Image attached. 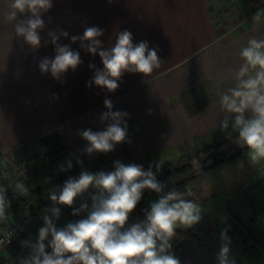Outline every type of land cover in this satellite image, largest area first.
<instances>
[{
  "label": "crops",
  "instance_id": "0c3cea01",
  "mask_svg": "<svg viewBox=\"0 0 264 264\" xmlns=\"http://www.w3.org/2000/svg\"><path fill=\"white\" fill-rule=\"evenodd\" d=\"M10 2L0 0V171L7 173L0 182L5 187L17 178L45 180L53 166L58 169L68 158L72 159V169L93 173L113 167L119 160L142 165L145 171L152 165L153 173L161 174L167 162L221 151L233 143L219 129L224 115L220 95L235 85L240 48L250 38L264 39V22H253L255 13L248 0H52V8L42 15L45 28L40 32L41 47L35 50L16 36L14 21L4 20ZM92 26L103 30L99 39L104 49L113 47L117 34L124 30L132 33L133 44L147 41L150 49L157 48L161 67L148 77L125 73L114 92L94 84L89 88L87 82L95 72L89 64L102 69V61L98 54L84 51L79 41L72 43L71 37L82 36ZM49 31L57 35L67 31L68 37L60 36L58 43L70 45L83 61L74 72L69 69L64 74L63 83L53 79L50 72L41 74L38 67L41 58L55 55L54 46L47 42ZM105 99L112 101L113 111L129 113L126 123L131 142L118 144L110 153L89 157L83 153L87 142L78 132L103 130L106 124L100 123V116L108 110ZM40 145L45 147L51 165L36 158ZM77 157L82 165L76 163ZM156 164L160 165L158 171ZM214 169H226L228 173L218 189L216 186L205 195L199 184ZM262 179L264 160L253 162L245 151L175 189H190L192 195L187 198L202 208L201 221L192 228L179 229L172 240L171 252L181 264H218L221 232L225 229L231 240L229 255L235 264H264ZM62 186L41 193L32 202ZM219 192L223 199L212 201ZM158 199L155 192L144 195L126 227L142 221L141 208H150ZM81 202L73 207L78 208ZM206 204L217 206L205 215ZM27 206L0 222V231L20 220ZM57 206L61 208L57 227L87 215L73 216V208ZM41 227L43 220L39 217L13 246L2 248L0 264H19L27 257L29 249L21 242H35Z\"/></svg>",
  "mask_w": 264,
  "mask_h": 264
},
{
  "label": "clouds",
  "instance_id": "9594fccd",
  "mask_svg": "<svg viewBox=\"0 0 264 264\" xmlns=\"http://www.w3.org/2000/svg\"><path fill=\"white\" fill-rule=\"evenodd\" d=\"M52 6V0H11L4 20L14 21L16 36L35 50L41 47L40 32L45 28L42 15ZM19 15L25 18L18 19ZM251 19L257 25L264 22V9L258 10ZM103 34L102 29L92 26L87 27L82 36L71 37L72 43L79 41L84 51L93 56L98 54L102 61V69L89 64L90 69H95L87 82L89 88L94 84L114 92L125 73L148 77L161 67L157 48L150 49L147 41L133 44L130 31L119 32L115 45L108 49L103 48L99 39ZM68 35L67 31H60L59 35L49 31L47 42L54 46L55 55L41 58L38 64L41 74L50 72L52 78L61 83L69 69L74 72L83 62L78 51L58 43L60 36L67 38ZM239 58L235 85L220 95L219 106L224 115L219 129L226 139L246 148L251 161L258 162L264 160V39L250 38L240 48ZM104 107L108 110L100 116V123L106 124L103 130L89 128L78 132L87 142L83 153L89 157L95 153H110L118 144L131 142L126 123L129 113L113 111L110 99L104 100ZM76 163L82 165L83 161L77 157ZM192 163L199 166L195 159ZM155 166L158 171L160 165ZM113 167L114 171L108 172L82 170L58 191L50 192L52 206L43 210V227L39 229L38 239L21 242L22 247L29 249V254L21 258L19 264H181L171 252L172 240L178 229L192 228L202 219L200 204L187 198L191 197V190L166 192L167 185L157 180L152 165L145 171L142 165L117 160ZM72 168L71 158L58 166L59 172ZM6 178L7 173L0 171V181ZM15 189L20 196L29 195V188L22 181L16 182ZM89 189L94 192L89 193ZM145 190L159 194V199L144 210L142 221L126 227ZM86 193H89L90 203L82 200L78 208L73 207ZM6 195L7 188L0 182V221L6 219L11 203ZM57 205L73 208V216L87 215L57 227L56 222L61 217V208ZM4 243L0 240V245ZM230 243L227 229L222 230L218 264H235L229 255Z\"/></svg>",
  "mask_w": 264,
  "mask_h": 264
},
{
  "label": "trees",
  "instance_id": "16d2710c",
  "mask_svg": "<svg viewBox=\"0 0 264 264\" xmlns=\"http://www.w3.org/2000/svg\"><path fill=\"white\" fill-rule=\"evenodd\" d=\"M234 148V149H233ZM231 149V151H230ZM247 151L246 148L238 146L236 143H231L227 149L218 151L213 154L211 161L207 164H202L200 166H194L190 162L185 161L181 163V158L179 161L174 163L167 162L165 171L161 174H155L159 182L167 185L165 191H171L172 189H177L183 185H186L192 182L194 179L199 177L205 170L212 168L219 163L227 160L234 159L239 155ZM210 155V154H209ZM192 157V156H187ZM90 171L89 169H85ZM82 170L79 169H70L67 172H59L58 169L51 171L47 175V180H42L40 182H35L31 179L26 178H17L10 182L7 188L6 198L11 202L10 207L6 213V219L11 216H14L20 212V210L29 204L30 202L37 199L41 193L50 190L56 186H62L70 177H78ZM99 171H114V167H105ZM17 181H22L29 188V195L27 197L20 196L15 189V184ZM153 193L150 190H145L143 195ZM144 208H141V213L144 216ZM5 219V220H6ZM3 220V221H5ZM0 221V222H3ZM177 231H180L179 229Z\"/></svg>",
  "mask_w": 264,
  "mask_h": 264
},
{
  "label": "built area",
  "instance_id": "2783aa9c",
  "mask_svg": "<svg viewBox=\"0 0 264 264\" xmlns=\"http://www.w3.org/2000/svg\"><path fill=\"white\" fill-rule=\"evenodd\" d=\"M248 6L251 8L253 13H256L258 10L264 9V0H248ZM36 158L48 165H51L48 156L46 155L45 147L43 145H40ZM56 169L57 167L53 166L51 168V171H55ZM261 183L264 187V179L261 180ZM89 193H86L82 198H78L76 203L80 200L90 202V199L88 198ZM49 196L50 195H48L44 199H41L40 201L30 202L27 206L28 211H25L20 220L14 221L13 223L4 226L3 230L0 231V240L5 241V243L3 245H0V251L4 247L13 246L17 238L21 234L25 233L37 218L42 217V215L44 214L43 210L47 207L52 206V202Z\"/></svg>",
  "mask_w": 264,
  "mask_h": 264
},
{
  "label": "rangeland",
  "instance_id": "374dc122",
  "mask_svg": "<svg viewBox=\"0 0 264 264\" xmlns=\"http://www.w3.org/2000/svg\"><path fill=\"white\" fill-rule=\"evenodd\" d=\"M234 149V148H233ZM231 151V149H230ZM233 151V150H232ZM231 151V152H232ZM218 150L216 149L213 152L210 153H204L203 155H198L196 154L195 157H188V158H181V163L188 161L190 162L192 165H194L192 163V161L195 159L199 162V166L202 164H207L211 161L213 154L217 153ZM210 154V155H209ZM197 166V165H194ZM198 167V166H197ZM215 171H210V173H207L208 175H205V177H203L201 180L202 182L199 184V187L203 188L205 195L206 194H210L214 191V187H216L218 185V183H222L221 179L223 177V175H226V173H228V171L226 169L223 170H216ZM220 187V186H219ZM216 189H218V186L216 187ZM223 193L219 192V194H217V196H214V198H212L214 202H217V200L223 199L222 197ZM217 206V204L211 205V204H206L204 207V213L205 215H207L208 213H211L212 210H214V208Z\"/></svg>",
  "mask_w": 264,
  "mask_h": 264
},
{
  "label": "water",
  "instance_id": "95a60500",
  "mask_svg": "<svg viewBox=\"0 0 264 264\" xmlns=\"http://www.w3.org/2000/svg\"><path fill=\"white\" fill-rule=\"evenodd\" d=\"M144 197V195L142 196V198ZM139 203H141V201L139 202Z\"/></svg>",
  "mask_w": 264,
  "mask_h": 264
}]
</instances>
